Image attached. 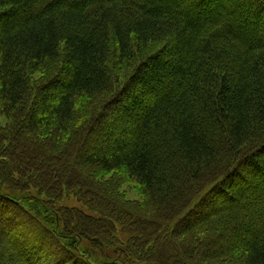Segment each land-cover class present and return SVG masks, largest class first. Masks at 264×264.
<instances>
[{"label": "trees", "instance_id": "16d2710c", "mask_svg": "<svg viewBox=\"0 0 264 264\" xmlns=\"http://www.w3.org/2000/svg\"><path fill=\"white\" fill-rule=\"evenodd\" d=\"M0 117V264H264V0H0Z\"/></svg>", "mask_w": 264, "mask_h": 264}, {"label": "rangeland", "instance_id": "374dc122", "mask_svg": "<svg viewBox=\"0 0 264 264\" xmlns=\"http://www.w3.org/2000/svg\"><path fill=\"white\" fill-rule=\"evenodd\" d=\"M137 63L134 64V66H136ZM41 76H44V72H42L41 74L38 75V77H41ZM0 123L1 124H5L6 121H5V118L3 117H0ZM125 124H127L129 126V121H125ZM122 191L124 192L125 194V197L127 200L129 201H136L139 199V195H140V190L139 188L133 184V183H128L127 185H125L123 188H122ZM59 207L61 208H79L81 210H83V207L77 202V200L74 198V197H67V198H64V200H62L59 204ZM48 240V239H47ZM47 249V247H45V250ZM12 256H13V263L14 264H49L52 259H54L55 257L54 256H49L47 255V253H42V254H39L38 255V258H34V260H31L29 261V263L22 259H20V256L19 255H16L14 252L12 253ZM40 262H38V260H41ZM57 259V258H56ZM29 260V259H28ZM60 261H64L65 264H72L74 263L73 260H70V258H67L64 256V253H61L59 254V259ZM58 261V262H60Z\"/></svg>", "mask_w": 264, "mask_h": 264}]
</instances>
